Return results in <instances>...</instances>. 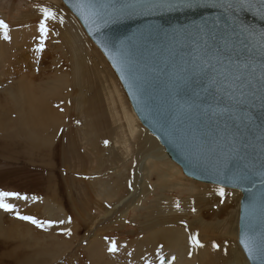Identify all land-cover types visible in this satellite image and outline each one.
<instances>
[{"label": "water", "instance_id": "water-1", "mask_svg": "<svg viewBox=\"0 0 264 264\" xmlns=\"http://www.w3.org/2000/svg\"><path fill=\"white\" fill-rule=\"evenodd\" d=\"M60 1L183 176L241 194L237 243L264 264V0Z\"/></svg>", "mask_w": 264, "mask_h": 264}, {"label": "rangeland", "instance_id": "rangeland-1", "mask_svg": "<svg viewBox=\"0 0 264 264\" xmlns=\"http://www.w3.org/2000/svg\"><path fill=\"white\" fill-rule=\"evenodd\" d=\"M44 8H48L50 11L55 12L56 18L55 20L47 21V26L49 31H48V36L44 42V50L38 51L41 40L40 39L41 34H39L40 33L39 24L43 19ZM23 15H26V17H24ZM69 17H71V19ZM72 17L75 18L64 7V5L60 0H0V20H3L9 26V33H10L9 35L10 39L5 40L3 38L2 30H0V55H1L0 56V92H1L0 109H3L0 110V124L3 125V129L0 130L1 131L0 132V191L15 192V193H19L21 196L27 197V199L6 200L7 203H11L14 206L15 211L13 212H5L3 209H0V216L1 217L4 216V218L6 217L7 220L6 219L5 220L8 222L7 223L6 221H2V224L0 226V264H17L19 262V258L13 257L10 253L12 252V249L14 247H15V251L13 249V252H16V254L18 255L29 254L27 251L26 242L24 240H22L21 242L19 239H14L17 237V232L14 231L13 229L14 227H12L10 220L21 221L20 219L17 218L16 215L18 211L19 214L22 215V210L24 208L26 209L28 207H32L36 209L39 207H44L43 204H45L46 206L49 198H50L49 200L50 202H54L61 207L62 212L58 210L56 211L58 216L66 215V218L68 216V218L73 221L74 223L73 228L71 227V229H68L69 226L65 224L64 219L62 218L56 219L55 217L53 218L50 216L49 212L43 210H41L36 217L33 215L32 217L38 220H40L41 219L40 217H42V219L44 218V221L42 219L40 221L46 224L50 222L51 226L41 229V228H37L35 225L31 224L30 222L27 221L25 222H27V224H29L31 227L36 228L35 230L41 233L40 243L42 246L45 245V242L46 243L48 242V244L49 242H56L58 240L56 238H64L68 240V243L65 246L66 248L61 250L60 252L61 254L59 255L57 254L52 258L53 260L50 261L52 262V264H92L93 262L89 261L86 254V245L88 244L86 240L87 237H89V243L92 242L93 240L92 238H94L95 235L100 239L111 241L112 243L114 242L115 244L118 243V241H121L122 243L125 240L133 242L135 238L137 237L143 238L144 236L141 231L142 228H144V226L140 227L142 225L141 223H147V220H149L148 221L149 223L150 220L152 219L154 222V220H156L155 217L160 216V215H156V213L163 212L165 210V207L167 208L176 207V209L179 210L182 207V205L187 202H188L187 205L190 206V204L192 203L191 199L195 198L188 195L189 193L188 189H192V186L188 182L194 184H197L198 182L195 183L191 180L185 179L181 173L176 174L175 170H171L169 167H167L168 169H165L164 172L169 176L171 175L167 183L162 184V186L161 184L156 185L155 177L151 176L150 179L145 180L147 184L141 187L142 194H144V196H142V199H138L137 203H133L134 200L137 198V196L131 197L128 203L120 207L118 213L112 216V218L105 220L101 218V213L103 212L102 208L104 207L106 210L109 211L111 208H109L110 206H108V204H112V203H109L107 201L103 202L101 198L95 196L96 195L95 193H97L99 187H101L100 189L104 191L105 189L102 187L103 183L108 184L111 179L112 180L110 183H112V181L113 182L116 181L115 179L116 173L121 172V176L119 177L120 179L118 180L120 187L117 188L118 191L115 194L117 200L112 199V202L116 203L118 200L128 197L129 193H131L130 191L135 190L134 186H136V183L138 181L137 156L143 159L147 154L146 150L148 149V146L143 141L144 137H139V138L135 137L134 139H132L130 136H128L126 132L125 123L123 120V113H121L122 111L120 110L121 104L118 102L115 105V110L117 115L116 120L118 119L121 120V123L123 122L122 125L124 126L125 129L124 137L126 141V148H128L129 152H128L127 162H123L124 161L123 160L121 164V162L119 161V163H116L118 165H116L115 163H111L112 156H116L118 159L123 158V156L120 153L121 149L114 150L113 152V148H112L116 145L118 147L121 146L119 144L115 145L116 142L115 140L119 141L120 137L117 135L116 138L114 137L115 139L113 137H106V139L103 138L104 140L99 139L101 135L97 133V130L98 131L105 130L104 127L105 120L107 119L109 120V121L107 120L109 124L108 126H110L111 122L109 115L107 114L108 117L105 116L107 113L106 107H103L101 109L99 107H92L94 104V98L90 101V106H89V97L91 96V93H86V96L88 97V98L86 97L87 102L85 103L87 108L77 112V109L72 105L71 100L73 97H71L70 94L76 93V89L72 84L74 82V72L72 67H71V71L67 68L70 71L71 76L69 78L64 77L66 79L65 83L57 86L54 91H49L43 85L42 82L50 81L49 78L52 76H54L55 79L61 78L59 77V75L62 74H59L60 60L58 56L61 57V59L63 60L64 58H66L65 54L66 53L68 54V44H67L68 41H66V39L62 35L64 33H70L73 35L74 38H77L76 36H78L79 34L78 29L74 27L72 24L73 22L77 24L78 21L76 18L75 20L77 22L75 20L72 21L73 19ZM61 18H63L64 21L63 24L60 23ZM28 34L29 35L31 34L30 40ZM59 34H60L59 36L60 39L57 36ZM16 35H20L18 36L19 37L18 39ZM21 35L25 38V40L24 38H22ZM20 38L23 39L25 42ZM80 39L82 42H84L82 37H80ZM87 39H88V43H90V45L93 46L94 43L88 37ZM63 40L65 41V44ZM56 45H58L59 48ZM4 50H5V55L3 56L1 52H3ZM47 50L52 57L50 59H47L45 57ZM65 50L66 52H64ZM56 51L58 53H56ZM88 51H85L82 57L84 59H87L86 61L88 62L86 63L89 66V59L91 60L97 57H96V52L90 50ZM98 70L100 71V74L104 78V80L108 82V76L110 75L108 74L109 73L108 70L106 68H103V66H100V69ZM83 71L85 72V70ZM54 72H57V74H54ZM109 77L111 78V76ZM34 80L38 84V87L40 86V84L42 85V89L39 92L41 99L44 101L45 104L49 106L48 109L51 112V114L59 118L58 119L60 121L59 124H62V125L58 124L57 125L58 129L56 130L55 129L56 126L52 122H48L47 124L42 123L41 120L42 118L39 117L41 115L40 112H38L37 116H35L36 118H39L38 121L33 123L35 132L38 134V136L36 137L44 140L51 139L50 141L47 142L49 144L47 146L48 148L44 147L43 149L44 151L42 153L43 157L39 159L41 160L40 162L32 160L34 158L28 159L25 156L26 154H24L26 146L30 144L32 141L30 136L31 134L30 130L26 129V126L25 127L9 126V124L3 118V115L10 108H12L11 104L10 103L7 104L5 99L2 98L4 97L2 96V92L7 88V86H10L11 84L10 82H16V81L21 82L23 89H30L31 85L34 83ZM5 82L7 84H4ZM84 90L85 88L84 85L82 84L81 91L84 92ZM62 92L65 94V96H67V100L66 99L63 100V98H59V96L62 95ZM119 94L123 98V104H124L123 107L126 109V111L129 114L130 112L132 113L131 107L126 99L124 92L121 91V93ZM82 103L83 102H81L80 104ZM70 108L73 109V114L72 116L68 117L66 116L67 115L66 110H70ZM47 112H46V116L48 118ZM12 115L13 118H17L15 111L12 113ZM132 115L134 114L132 113ZM104 116L107 118H105ZM21 119H23V117H21ZM87 119H89V123H91L94 126V130H93L94 133L91 135V138L93 139L96 136L95 141L97 140V145H98L97 148L99 150V152L96 153V151L94 152V150L90 147L88 151L90 157L89 160L85 159L83 155L84 149L83 147H81L83 145L82 142H84L86 138L89 136L88 127L85 126V121ZM95 126H97V128ZM135 127L138 130H142L143 128L138 121H135ZM53 129H55L56 131L52 132ZM8 133L13 135L12 138L13 142H10L9 139L7 138L6 134ZM143 133L147 134L144 128H143ZM149 137L151 136L149 135ZM91 138L89 137V139L92 141ZM110 138H113V140L112 139H111L112 141L109 140ZM70 141H73L74 147L77 150H79L80 154L82 153V155L75 160L74 169L71 167V170H68L67 173V171H65V169L63 168L65 164H63L62 162L61 156H62V151H64V149L68 146ZM108 141L110 142V144ZM102 142L104 143V146L102 145ZM108 149L109 151H106ZM110 150H112L111 152H113V154H111ZM91 151L93 152V155L90 153ZM98 154H100L99 156L101 157L103 156L102 160L107 162V165H105L106 164L105 162H103V164L102 163L98 164L94 160L95 156ZM84 171L86 172V174ZM67 176H68L66 180L67 182L65 183V179H66L65 177ZM72 181L74 182L72 183ZM82 183L95 185V193L90 196L88 195L86 199L83 197V194L79 192V188H80L79 186L82 185ZM130 184H132V186ZM200 184L201 183L197 184L196 193L198 192L199 194H202L200 196H205V197L209 196L208 199L211 200V205L216 206L218 208L225 206V204H230L234 206L239 198V196L237 195H240L241 197V194L238 191L227 190V189H223L224 195L220 196L219 194V190L221 189L220 187L207 185L209 186L208 187L209 189L206 190L200 188L203 186ZM83 186L84 185H82V187ZM131 187L133 188L131 189ZM157 187H161L162 191L160 192L157 189ZM70 188L73 192L72 195L69 193ZM184 192L186 193L185 195ZM187 196L191 198L188 199L186 198ZM70 200L74 201L75 203L74 205H76L75 207H73ZM85 201H88L89 203L88 216H85L86 214L85 215L80 214L79 212V211L82 212V210H84L82 203H84ZM96 205L102 206V208L100 209ZM56 206L54 205L53 207L57 208ZM157 208L160 210H158ZM123 212H125L126 218L122 217ZM79 214L80 216H84L83 217L84 221L87 222L86 225H84L80 217L77 216ZM118 214L120 215V218ZM111 219H113V221ZM61 221L63 223H61ZM10 229L16 234L10 231ZM48 232L50 233L48 234ZM68 232H71V235H68L67 234ZM46 236H49V238L45 239ZM71 236L72 238L68 239ZM74 237L76 239H74ZM225 243L228 244L227 240H222L219 246H221V244L224 246ZM227 247L231 249L230 245H226V248ZM6 252L9 253L5 255ZM125 258L126 257L124 255L120 256L121 260ZM127 264H144V263H137L136 261H132L130 263L128 262ZM147 264H152V263L150 262Z\"/></svg>", "mask_w": 264, "mask_h": 264}, {"label": "bare ground", "instance_id": "bare-ground-1", "mask_svg": "<svg viewBox=\"0 0 264 264\" xmlns=\"http://www.w3.org/2000/svg\"><path fill=\"white\" fill-rule=\"evenodd\" d=\"M23 16L26 17V15H23ZM69 18L71 19V17H69ZM73 20H75V18H73L72 21ZM21 23H22V21H21ZM72 24L74 27H76L78 29L79 34H78V36H76L77 38H74L73 35L70 33H64L62 35V36H64L66 41H68V43H67L68 44V54L67 53L65 54L66 58H64L63 60L61 59V57H59L57 55L59 60H60V64H61V65L59 64V71H60L59 74H62V75H59V77H61V78L55 79V77L52 76L49 78L50 81L42 82L43 85L49 91H54L57 86L65 83L66 79L64 77L69 78L71 76L70 71H71V67H72L73 72H74V82L72 84L74 85V88L76 89V93L70 94V96L73 97L71 100L72 105L77 109V112L87 108V106L85 104L87 102V98H88L86 96V93H91V96L89 97V106H90V101L94 98V104L92 107H99L100 109L103 107H106L107 113L105 116L108 117V115H109L110 122H111V123L109 122L110 126H108L109 120L108 119H107L108 121L105 120V122H104L105 123L104 124L105 130H100V131L97 130V133L99 135H101V137H99V139L100 140L103 138L106 139V137H113V138L115 137L116 138L117 135L120 137L119 141L115 140L116 141L115 145L119 144L121 146L118 147L116 145L112 148H113V152H114V150L121 149L120 153L123 156V158L118 159L116 156H112L111 163L116 164V163H119V161H120L122 164L123 160H124L123 162H127L128 152H129L128 148H126V141H125V137H124L125 129H124V126L122 125L123 122L121 123V120H118V119L116 120L117 115H116L115 105L118 102L121 104L120 110L122 111L121 113H123V120L125 123L126 132H127L128 136H130L132 139H134L135 137H137V138L144 137L143 141L148 146V149L146 150L147 154L143 159L139 158L137 156V158H138V168H137L138 178H137V180L138 181L136 183V186H134L135 190L130 191L131 193H129L128 197L122 198V199L118 200L116 203L112 202V199H116L115 194L118 191L117 188L120 187L118 180L120 179L119 177L121 176V172L116 173V178H115L116 181H114V182L112 181V183H110L112 180L111 179L109 183L107 182L108 184L103 183L102 187L105 189L104 191H102V189H100L101 187H99L97 193H95V185H93V184L91 185V184L82 183V185H84V186L83 187H82V185L79 186L80 187L79 192L81 194H83V197L85 199L88 195L90 196V195L95 193L96 194L95 196L101 198L103 202L107 201L109 203H112V204H108V206H110L109 208H111L109 211L106 210L104 207L102 208V206L96 205L100 209L102 208L103 212L101 213V218L105 220V219L112 218V216L116 215L118 213V210L120 209V207H122L124 204L128 203V201L131 197L137 196V198L134 200L133 203H137L138 199H142V196H144V194H142V188L141 187L147 184L145 182L146 179H150L151 176H154L156 179L155 180L156 185L161 184V186H162V184H165L168 182V179L171 176V175L170 176L167 175L164 172L165 169H168L167 167H169L171 170H175L176 174H179V173L182 174V172H181V169L178 166H177L178 167L177 168L176 165L167 157L163 147H161L157 143V141L154 137H152L151 135L150 136L153 139L151 137H149L147 131H146L147 134H144L143 128H142V130L136 129L135 121H138V120L136 119V117L134 115H132L133 112L132 113L130 112V114H129L126 111V109L123 107L124 106L123 98L119 94L123 90H122L121 85H120L115 73L113 72L112 68L110 67V65L108 64L106 59L103 57V55L101 54L99 49L95 45L91 46L90 43H88V39L85 36V34H83L84 32L81 29L79 23L77 22V24H76L75 22H73ZM18 26H20V25H18ZM21 26H23V25H21ZM78 26L80 27V29L82 30L83 33L81 32V30L79 29ZM16 28H17V26H16ZM29 32H30V30H29ZM9 35H10V33H9ZM30 35L28 36L29 40L31 38ZM18 36H20V35H16L17 39L19 38ZM57 36L59 38L60 34ZM14 37H15V35H14ZM34 37H35V35H34ZM80 37H82L84 42L81 41ZM12 38H13V36H12ZM22 38H24V37L22 36ZM20 39H19V42H20ZM21 40H23V39H21ZM24 40H25V38H24ZM13 41H14V39H13ZM64 44H65V41H64ZM59 45H60V43H59ZM56 46L59 48L58 45H56ZM62 46H64V45H62ZM88 50L96 52V57H97V58H93L91 60L88 58L90 67L86 63V62H88V61H86L87 59H84L82 57L84 52L88 51ZM64 52H66V50ZM1 53L4 56L5 50ZM56 53H58V52L56 51ZM85 54H88V53H85ZM57 56H55V57H57ZM45 57L47 59L52 58L51 55L48 53V50L45 54ZM100 66H103V68H106L108 70V72H109L108 74H110L109 76H111V78L108 76V82L106 80H104V78L101 76L100 71L98 70V69H100ZM83 70H85V72ZM104 73H106V72H104ZM54 74H57V72H54ZM10 83H11L10 86H7V88L2 92V96H4L2 98L5 99L7 104L10 103L12 108H10L3 115V118L9 124V126H12V127H14V126L25 127L26 126V129L30 130V132H31L30 136H31L32 141L30 144H28L26 146L24 154H26L25 156L28 159L34 158L32 160L40 162L41 160H39V159L41 157H43L42 156V153L44 152L43 149H44V147H47L49 145L47 142L50 141L51 139L44 140V139H40V138L36 137V136H38V134L35 132V128L33 126V123L38 121L39 118H36L35 116H37V113L40 112L41 115L39 117L42 118L41 119L42 123L47 124L48 122H52L56 126L55 127L56 130L58 129L57 125L60 123V121L58 120L59 118L56 117L55 115L51 114V112L48 109L49 106L47 104H45L44 101L41 99V96L39 93L40 90L42 89L41 84L38 87V84L34 80V83L31 85L30 89H23L21 82L16 81V82H10ZM4 84H7V83L5 82ZM82 84L84 85V88H85L84 92L81 91ZM97 92H98V94H97ZM59 98H63V100L64 99L67 100V96H65V94L63 92H62V95L59 96ZM81 102H83V103L80 104ZM73 106H71V107H73ZM0 110H3V109H0ZM14 111L16 113L17 118H13L12 113ZM46 112H47L49 119L46 116ZM66 114H67L66 116H68V117L72 116L73 109L70 108V110H66ZM21 117H23V119H21ZM107 117H105V118H107ZM96 120H98V119H96ZM59 125H62V124H59ZM85 126L88 127L89 136L86 138V140L84 142H82L83 145L81 147H83V149H84V152L83 151L82 152H83L85 159L89 160L90 157H89L88 151H89L90 147L94 150V152L96 151V153H98L99 150L97 148L98 147L97 140L95 141L96 136L93 139L91 138V135L94 133V131H93L94 126L91 123H89V119H87L85 121ZM95 127L97 128V126H95ZM1 129H3L2 124H0V130ZM55 129H53L52 132L56 131ZM6 135H7V138L9 139V141L13 142V140H12L13 135L9 134V133ZM89 137L92 139V141L89 139ZM113 138H110L109 140H111V139L113 140ZM107 140H108V138H107ZM89 141H90V143H89ZM109 144H110V142H109ZM102 145L104 146L103 142H102ZM103 149H104V147H103ZM109 149L106 151H109ZM111 151L112 150H110V152ZM113 152H111V154H113ZM90 153L93 155L92 151ZM81 155H82V153L80 154V151L74 147L73 141H70L68 146L64 149V151H62V156H61V160H62L63 164H65V166L63 168L65 169V171H67V173H68V170H71V167L74 169V162ZM99 155L100 154L96 155L94 160L98 164L99 163L103 164V162H105L104 160H102L103 156L101 157ZM105 163H106L105 165H107V162H105ZM116 165H118V164H116ZM112 171H114V170H112ZM85 174H86V172H85ZM65 178H66L65 179V183H66L68 176ZM184 178L190 180L189 178H186V177H184ZM82 180H84V179H82ZM99 181H101V180H99ZM182 181H184V180H182ZM73 182L74 181H72V183ZM182 183H184V182H182ZM188 183H190V185L192 186V189H188V191H189L188 195L191 197H195V198L191 199L192 203L190 204V206L187 205V203H188L187 202V203H184L179 210L176 209V207H171V208L165 207V210L168 209L167 211H165L162 208L164 211L156 213V215H160V216L155 217L156 220H154V222L152 219V220H150L149 223H148L149 220H147V223H141L142 225L140 227L144 226V228H142V230H141L143 235H144L143 238L137 237L134 239L133 242L125 240L124 242L121 243V241H118V243H116L117 251L113 253V252L109 251V248L112 245L111 241H106L104 239H100L95 235V237L92 238L93 239L92 242L89 243V237H87L86 240H87L88 244L86 245V254H87L89 261H92L93 262V263L91 262L92 264H119V263L127 264L128 262L130 263L132 261H136L137 263H144V264H147L150 262L152 264H160V257L163 256L165 258V264H169L170 261H171V264H248V262L244 258L243 254H242V252L238 246V243H237L240 195L236 194L237 196H239V198H238V201H236L234 206H232L230 204H225V206L218 208L216 206L211 205V200L208 199L209 196H206V197L200 196L202 194H199L198 192L196 193L197 184H199V182L197 184H194L191 182H188ZM120 184H122V183H120ZM130 185L132 186V184H130ZM200 185H203L200 188H203L206 190L209 189L208 188L209 186H207V185H204L202 183ZM66 187H68V186H66ZM74 187H76V186H74ZM132 188L133 187H131V189ZM157 189L160 192L162 191L161 187H157ZM172 189H174V188H172ZM69 193L71 195L73 193L71 188H70ZM127 194H128V192H127ZM185 194L186 193L184 192V195ZM189 196H187L186 198H188V199L191 198ZM68 197H71V196H68ZM69 199H71V198H69ZM49 200H50V198H49ZM49 200L47 201L48 203L46 206H45V204H43L44 207H39L36 209H34L32 207H28L26 209L24 208L22 210V215H30V216L33 215L36 217L40 213L41 210L47 211V212H49L50 216L53 218L55 217L56 219H61V218L64 219L65 224H67L69 226L68 229H71V227L73 228L74 223L72 220H70L68 218V216H67V218H68V220H67L66 215L58 216V214L56 213L57 210L62 212L61 207L54 202H50ZM70 201H71L73 207H75L76 205H74L75 204L74 201L73 200H70ZM88 201H85L84 203H82L83 209H84V210H82L83 213L81 211H79L80 214H83V215L86 214L85 216H88V211H89ZM54 205L55 206L57 205L56 206L57 208L53 207ZM53 208H55V209H53ZM159 208H160V206H159ZM158 210H160V209H158ZM80 214L77 216H79L80 219L83 221L82 223H84V225H86L87 222L84 221V218H83L84 216H80ZM125 215H126L125 212H123L122 217H125ZM135 217H136V215H135ZM40 218L42 219V217H40ZM119 218H120V215H119ZM5 219L7 220L6 217L4 218V216L3 217L0 216V226L2 224V221H6ZM42 220L44 221V218ZM111 220L113 221V219H111ZM111 220H110V222H111ZM10 223L12 224V227H14L13 228L14 231L17 232V237L14 239H19L21 242H22V240H24L26 242L27 251L29 253L26 255H18V254H16V252H13V249L15 251V247H14L12 249V252H10V253L13 257L19 258V262L17 264H52V262H50L51 260H53L52 258L57 254L58 255L61 254L60 253L61 250L66 248L65 246L68 243L67 239L56 238V239H58L56 242H49V244H48V242L47 243L45 242V245L42 246L40 243V234L41 233L39 231L35 230L36 228L31 227L29 224H27V222H25L23 220H21V221H17V220L11 221L10 220ZM145 225H146V227H145ZM11 229H10V231H12ZM49 233L50 232H48V234ZM14 234H16V233H14ZM9 235H12V234H9ZM130 235H131V233H130ZM193 236H195L199 240L200 244H202L203 247L194 246L192 239H191V237H193ZM48 238H49V236L45 237V239H48ZM71 238H72V236L68 239H71ZM74 239H76V238L74 237ZM74 239H73V241H74ZM222 240H227L228 244L225 243L224 246L221 244V246H223V247L219 246V248H215L214 245H219L222 242ZM226 245H230L231 249H229L228 247L226 248ZM17 247H18V245H17ZM131 247H134V248H131ZM127 252H130L131 255H130V253H127ZM7 253H9V252H6L5 255ZM126 254H128V255H126ZM122 255H124L126 257L123 260L120 259V256H122ZM172 257H175L174 261H172Z\"/></svg>", "mask_w": 264, "mask_h": 264}, {"label": "snow or ice", "instance_id": "snow-or-ice-1", "mask_svg": "<svg viewBox=\"0 0 264 264\" xmlns=\"http://www.w3.org/2000/svg\"><path fill=\"white\" fill-rule=\"evenodd\" d=\"M76 6L80 8L81 10L89 7V5H86L85 3H83V0H80V2ZM211 6L215 7L217 5L213 4ZM219 6L224 7L227 10L231 11L235 8H239V9L252 8L253 3H252V0H219ZM55 18H56L55 12L50 11L48 8L43 9V19L41 20L39 24L41 40H40V47L38 51L44 50V41L47 38L48 31H49L48 26H47V21L55 20ZM63 22H64L63 18H61L60 23L63 24ZM0 30H2L3 32V38L5 40H9L10 39L9 34H8L9 26L3 20H0ZM262 36H264V33H262ZM261 79L264 80V76H262ZM219 194L220 196L224 195L223 188L219 190ZM8 199H27V197L21 196L19 193H15V192L0 191V209H3L5 212H13L15 211L14 206L11 203L6 202V200ZM16 215L18 219L30 222L31 224L35 225L37 228L43 229V228L51 226L50 222L46 224L30 215H20L19 212H17ZM61 223L63 222L61 221ZM67 234L71 235V232H68ZM191 239H192L194 246L203 247V245L200 244L199 240L195 236L191 237ZM214 247L219 248V245H214ZM244 247H245V250L248 251L249 254H251L252 248L248 242L246 241L244 242ZM109 251L113 253L117 251V247L114 242L110 246ZM174 260H175V257H172V261ZM160 264H165V258L163 256L160 257ZM169 264H171V261L169 262Z\"/></svg>", "mask_w": 264, "mask_h": 264}]
</instances>
